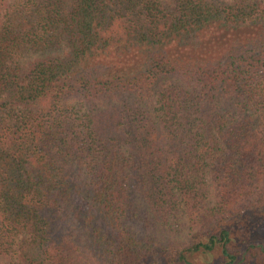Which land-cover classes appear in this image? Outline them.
Returning a JSON list of instances; mask_svg holds the SVG:
<instances>
[{"label":"trees","instance_id":"trees-1","mask_svg":"<svg viewBox=\"0 0 264 264\" xmlns=\"http://www.w3.org/2000/svg\"><path fill=\"white\" fill-rule=\"evenodd\" d=\"M218 261L264 264V0H0V264Z\"/></svg>","mask_w":264,"mask_h":264},{"label":"rangeland","instance_id":"rangeland-1","mask_svg":"<svg viewBox=\"0 0 264 264\" xmlns=\"http://www.w3.org/2000/svg\"><path fill=\"white\" fill-rule=\"evenodd\" d=\"M211 203H212V195H209L208 200L206 202V206H209ZM69 229H70V232L73 238L78 243H81L82 238H83L82 236L83 230H82V223L80 219L78 218L72 219L71 217L70 222H69ZM186 236H187V228L184 227V225L181 222L171 221L169 226L166 229V232L164 234H161L159 238L162 241L174 240L175 242L182 244L186 242V239H187ZM213 264H221V262L218 261L217 263H213Z\"/></svg>","mask_w":264,"mask_h":264}]
</instances>
